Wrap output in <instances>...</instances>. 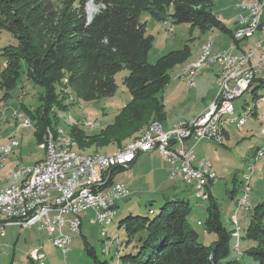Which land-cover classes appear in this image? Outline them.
<instances>
[{"label":"trees","instance_id":"1","mask_svg":"<svg viewBox=\"0 0 264 264\" xmlns=\"http://www.w3.org/2000/svg\"><path fill=\"white\" fill-rule=\"evenodd\" d=\"M91 1L98 7L92 18L89 15ZM213 2L0 0V38L4 29L12 35L10 43L0 45V57L5 58L0 70L3 98L10 97L23 78L42 88L40 107L35 110L25 104L22 107L34 119L37 139L43 143L47 128H56L52 117L56 113L51 109L62 106L63 92H75L86 101L113 96L118 88L116 75L128 70L123 83L131 99L116 114L115 120L95 134H87L78 126L71 129L82 149L95 144L123 147L127 140L137 138L151 123L163 122L162 93L171 80L170 70L185 63L191 55L190 46L186 45L150 63L148 55L153 48L154 36L147 33L142 15L151 14L160 19L169 17L174 24L187 23L202 31L218 28L229 32L212 10ZM255 81L260 85L252 92L259 99L262 95L259 96L257 90L264 87V78L259 76ZM209 202L207 230L218 234L210 245L200 241L199 233L189 220L193 210L190 200L174 197L164 203L156 215L131 213L121 221L127 234L126 244L135 245V250L120 257L126 264L241 262V257L229 259L237 229L229 230L224 226L220 206L211 189ZM153 212L151 208L150 213ZM240 238L246 246L245 252L259 264H264V201L252 211L245 235ZM86 249L95 264H111L109 260H100L89 243Z\"/></svg>","mask_w":264,"mask_h":264},{"label":"rangeland","instance_id":"2","mask_svg":"<svg viewBox=\"0 0 264 264\" xmlns=\"http://www.w3.org/2000/svg\"><path fill=\"white\" fill-rule=\"evenodd\" d=\"M229 2L231 1L214 0L212 10L216 14L221 15L222 20L229 30H235V17L243 10L237 3H235V5L238 7L239 11L237 8L235 10V7L228 6L230 4ZM142 19L146 21L148 26L147 33L154 36L153 48L148 55V61L150 63H155L162 55L171 51L183 49L186 45L190 46L191 58H189L191 60L194 59V55L203 43L213 42L212 44L215 51H224L230 50V43L233 42L231 32L222 31L218 28L202 31L197 26H192L187 23L174 24L169 17L160 19L156 16L153 17L151 14H143ZM172 24V29H170ZM217 35H219V39H216ZM256 36H259V38L255 39L253 43V40L250 39ZM263 37L264 32L258 31L254 36L242 39L240 42H242L243 46L246 45V47L251 44V46L245 49L247 50L252 48L258 40L264 39ZM11 40V33L4 29L1 33L0 45L5 46L10 43ZM216 48L218 50H216ZM201 55L202 51L199 56ZM199 56L192 63L199 60ZM4 63L5 58L0 57V70ZM185 63L177 65V70L182 69L183 66L186 65ZM205 66L206 65L201 69L205 70V68L209 67ZM217 66L219 65L217 64ZM214 68L218 69V67ZM127 72L128 70H122L117 74L118 88L115 94L110 97L86 101L80 99L75 92H63L61 95V99L64 98L62 106L66 107H60L59 105L52 107L51 112L56 113L55 116H52L56 128H47L48 132H45L46 137H44L45 141L43 143L39 142L37 139V126L34 119L30 116L31 114H28L22 107V104H25L32 110L40 107L42 102L40 99L42 88L35 82L23 78L22 82L11 91V96L6 99L3 98L4 91L0 88V146L9 144L13 140L18 141V145L15 146L7 156H4L3 161L0 163V185L6 186L8 181L13 182L8 179V173L12 172L17 166L33 164L38 160L40 161V159L42 160L44 154L47 152L46 143L50 133L57 134L59 130H62L65 135L74 138L71 134V129L75 126L82 128L87 134H95L112 123L115 120L116 114L121 110L120 108L131 99V95L125 87L122 78ZM170 72L172 73L173 70H170ZM259 76L264 78V68ZM258 84L259 81H254L249 91H245L242 97H239L235 101L236 111L228 116H238L239 110L242 109L241 113L247 110L249 111V109H254V111H256L257 105L258 111L260 112L257 114V117L253 114L248 120V123L242 127V130L238 128L237 122L233 121L226 123V125L230 123L231 125H227L229 136L225 139L224 144L206 139L196 146L198 158L211 160L214 167L213 169H215L217 174V179L212 184L211 189L215 201L220 206L221 220L224 226L229 230L237 229L233 234V247L229 254V259L241 257V263L246 264L259 263L245 252L246 246L241 243L243 241H241L240 237L241 235H245L252 211L259 203L264 201V156L261 160L255 161V155L258 153L259 149L264 146V142L260 135L261 125L256 120L264 111V99L254 98V93L252 92V89L257 87ZM184 88L183 92H195L196 90L195 88L193 90V88L187 85H185ZM208 89H210V87H208ZM216 91L213 92L214 97ZM257 92L258 95H264V87L260 86ZM208 94L210 96L211 92ZM247 103H249L250 106L244 107ZM4 104L8 107L4 108V106H2ZM14 106L19 107L21 109V114H26V116L13 117L12 111ZM7 108L8 110H5ZM4 111L5 118L7 119H3ZM55 118H57V122ZM26 120H30L31 122H27ZM90 122L93 123V126L88 125ZM161 123L163 124L162 121ZM134 138L136 137L127 140L126 145L119 148L113 144L104 147L95 144L82 149L79 143L75 148L79 152L85 153L102 152L112 154L115 151L125 148L129 144L131 145L135 140ZM145 155L146 153H141L139 155L140 158L134 168L131 167L119 173L120 178H118V181H125L131 193L128 197L118 201V214L114 218L113 223L109 225V235L106 238L102 236L101 230L104 225L103 222L99 221L97 224L90 223V218L95 215L93 210L84 212L82 215V233L73 234V241L68 251H64L52 245H49L52 247H45L44 251L47 254V257L45 255L44 258L45 264H95V259L86 249L87 243L94 248L100 260H109L111 264H126L120 255L123 256L133 252L135 250V245L126 244L127 234L121 221L131 213L143 216L158 214L164 203L175 197V193H179L181 197H178L180 198H189L191 206L193 207L189 220L194 229L199 233L200 241L206 245H210L218 238L216 232L207 230V219L209 215L207 208L210 203L209 200L198 199L193 187L182 180H171L170 185L173 184L174 187L167 186L166 188H163L161 184L157 183L159 180L153 179L152 183L150 171L147 166L152 162L159 164L161 159L159 156L152 161L147 159ZM254 161L255 170L252 174L250 183L252 190L250 192L251 202L249 209L243 207L237 210L239 199L243 194L244 185L246 183L245 178L249 176V167ZM151 208L154 211L153 213H150ZM236 211H238L237 223L235 221ZM199 222H202V224ZM47 232L46 229L40 230L39 225L28 228L18 225L8 226L5 235L0 236V264H37L31 258V250L34 246H38L40 243L45 242L48 237ZM237 264H240V262Z\"/></svg>","mask_w":264,"mask_h":264},{"label":"built area","instance_id":"3","mask_svg":"<svg viewBox=\"0 0 264 264\" xmlns=\"http://www.w3.org/2000/svg\"><path fill=\"white\" fill-rule=\"evenodd\" d=\"M234 1L243 4V11L237 14V27L233 32L234 41L240 42L245 34L251 33L253 29H264V22H260V15H264V1L249 0V3H242V0ZM251 4H259V12H252ZM172 26L173 24L170 29ZM213 59L234 62L235 71L222 74L220 70L214 99L208 109L193 120L179 121L169 129L160 122V125H155L149 131L145 139L133 145L129 153H120L113 157L80 160L57 153L58 144L49 141V148L43 161L23 165L21 172L8 173V176L14 177V184L0 189V236L5 235L8 226L28 228L39 225L40 230L46 228L50 235L62 236L61 244L50 243L54 247L68 251L73 234L82 233V215L89 210L95 212L90 218V223L95 224L101 217H108L109 229L114 213L119 209L114 208V201L130 195V190L124 182L114 180L117 168L127 169L141 153L153 150H158L172 165L170 172L172 179L192 185L198 199L209 200V186L216 181L217 174L210 160L202 159L195 162V149L187 146L186 141L210 139L217 142L214 134L216 122L241 120V130L242 124H247L248 121L243 119V113L232 116L231 119H222L221 111H232L235 101L242 97L243 91H249L255 78L259 77L264 68V42L238 53L232 50H218L214 58H207L206 50L199 56V64L192 67L188 73L182 74L181 78L194 80L196 86L200 68ZM12 116L26 114L14 109ZM3 119H7L5 111ZM257 120L261 125L260 135L264 142V117H258ZM11 147L15 145L0 146V162L4 159V150ZM261 155L262 153L256 154L255 161L261 160ZM255 161L250 164L249 178H245L246 183L237 210L243 207L249 209L252 189H247V182H251ZM237 220L236 212V223ZM44 255L40 248L31 251V258L37 264H43Z\"/></svg>","mask_w":264,"mask_h":264},{"label":"crops","instance_id":"4","mask_svg":"<svg viewBox=\"0 0 264 264\" xmlns=\"http://www.w3.org/2000/svg\"><path fill=\"white\" fill-rule=\"evenodd\" d=\"M230 1L231 2H229L230 4L228 6L235 7V10H236V8L238 9V7L235 5V1L234 0H230ZM238 11H239V9H238ZM217 16L222 20L221 15L217 14ZM148 17H150V16H148ZM153 17H155V16H153ZM236 21H237V16L235 17V27H237ZM222 22L225 24V22L223 20H222ZM229 32H231L232 41H233V42L230 43L231 44L230 45V50H232L233 52L238 53L241 50L246 49L247 47L251 46V44H250L249 46L246 47V45L245 46L242 45V42H238V43L235 42L234 39H233L234 30H230ZM257 38H259V36H256L255 38H252L250 40H253L252 42L254 43L255 39H257ZM216 39H219V35L216 36ZM253 43H252V45H253ZM203 44H201V47L198 49L197 53L194 55V59L190 60V58H191L190 57L187 60L188 63L186 62L185 63L186 65L183 66L182 69L177 70V67H174L172 69L173 72L172 73L170 72L171 80H170L169 84L165 87V90L162 93L163 103H164V106H165V118L163 119V125H164V127L166 129L170 128L171 126H173L178 121L191 120V119L195 118L197 115H199L200 113L204 112L207 109V107L209 106L210 102L212 101V99L214 97V93L213 92H215L216 89H217L218 80H219V73H220V66H217V64L206 65V66H209V67L205 68L206 67L205 66L204 67L205 70H202L203 68L200 70L199 74L196 77V86L195 87H190V88H193V90L195 88L196 89L195 92H183V90L185 89L184 86L187 85V83H186V80L181 78V75L184 74V72L186 70V67L190 63L194 62L198 58V56L200 55V53L202 51ZM216 50H218V49L216 48ZM214 67H218V69H215ZM127 74H128V72L122 77L123 80H124V77ZM116 80H117V75H116ZM208 87H210V89H208ZM209 92H211L210 96L208 94ZM262 96H261V98H262ZM254 98H255V95H254ZM2 106H4V108L8 107L6 104H4ZM247 106H250L249 103L244 105V107H247ZM14 109L21 110L17 106H14L13 110ZM242 110H239L238 114H240ZM258 113H260V112L258 111V108H257V105H256V114H255L256 117H257ZM256 120H257V118H256ZM227 125L229 126V125H231V123L227 124ZM227 125H226V130H227L226 131V139L229 136V130L227 129ZM204 140H206V139H203V140H200V141H195L193 139H188L186 141V145L187 146L194 147V149H195V157H196L195 162H198V161L202 160V159H199L198 156H197L196 146L199 143L203 142ZM145 153H146V155H145L146 158L149 159V160L153 161L154 158H157L159 156H160V159H161L159 164H156V163L152 162L149 166H147L148 170L150 171L151 182L153 183V179H155V180H159L157 183L161 184L163 188H166L167 186L168 187H174L173 184L170 185L171 180H174V179H172L170 177V172H171V169H172V165L167 160H165L162 157L161 153L158 150H153L151 152H145ZM44 156H45V154H44ZM139 158H140V156H138L136 158V160L131 164V166L129 168H131V167L134 168L137 165ZM203 159H206V158H203ZM129 168H127V169H129ZM123 170H126V169H123ZM120 171H122V170H120ZM120 171L117 170L114 180L118 181V178H120V174H119ZM120 181L124 182L126 184L125 181H123V180H120ZM12 184H14V181L13 182H9L8 181L6 186L7 185H12ZM126 186H127V184H126ZM190 186H192V185H190ZM211 186H212V184L210 185V189H211ZM211 192H212V189H211ZM174 196L178 197L180 195H179V193H175ZM117 208H119L118 203H117ZM44 229H46V228H44ZM82 229H83V226H82ZM47 235H48V237H50L49 236L50 235L49 232H47ZM48 237L46 238L45 242H42L38 246H34L33 247V249L40 248V250L45 253L46 257H47V254L44 251L45 250L44 248L45 247H52V246H49V245H51V243L48 241Z\"/></svg>","mask_w":264,"mask_h":264},{"label":"bare ground","instance_id":"5","mask_svg":"<svg viewBox=\"0 0 264 264\" xmlns=\"http://www.w3.org/2000/svg\"><path fill=\"white\" fill-rule=\"evenodd\" d=\"M258 1H264V0H258ZM242 3H249V0H242ZM237 5L243 10V4L237 3ZM251 11L252 12H259V4H251ZM260 22H264V15H260ZM258 31L264 32V29L263 28H255V29H253V31L251 33L245 34L243 39L254 36L256 34V32H258ZM259 42H264V39L258 40L255 44H258ZM206 50H207V58H214V56L218 52V51L214 50L213 44L211 42L204 44V46L202 48V53ZM247 50H249V49H247ZM247 50H243V51H247ZM198 64H199V60H197L195 63H190L186 67V72L184 74L191 71L192 67H195ZM207 64H209V65L218 64L220 66V70H222V74H230L232 71H235L234 62H222V59H213L210 62L204 63V65H207ZM201 68H200V70H201ZM186 81H187V85L189 87H195L194 86V80H186ZM244 92L245 91H243V93ZM243 93H242V95H243ZM263 98H264V95L262 96V99ZM235 111H236L235 106H234V108H232V111L231 110H223V111H221V118L222 119H231L232 117H228V116L231 115L232 113H234ZM242 113H243L244 121H248L251 118V116L255 113V111H254V109H249V111L247 110L246 112H242ZM242 113H240V114H242ZM260 117H264V111ZM26 121L31 122L30 120H26ZM233 121L237 122L238 128L241 129V120H229L228 122H233ZM89 125L93 126V123L90 122ZM155 125H160V122L155 121V122L151 123L148 126V128H146L137 138H135V140L131 143V145L129 144L125 148H122L118 151H115L112 154L111 153L106 154V153H102V152H93V153L79 152L75 148V146L78 145V142L74 138H72L71 136L65 135L62 130H59L58 131L59 133H57V134L56 133H50L49 138L47 139L46 147H47V151H48L49 141L53 144H58L57 145V153H62V155L68 156V157H77V158H80V160H90V159H94L95 157H113V156H117L120 153H129V150L132 149V146L137 144L140 140L145 139V137L147 136L149 131ZM225 125H226V123H224V122H216V124L214 125V134H215L216 140H217V142H219L221 144H224V141L226 139V131L227 130L225 128ZM244 125L245 124H242V127ZM13 145L17 146L18 141L13 140L11 143L6 144V145H2V146H13ZM13 148L14 147H11L8 150H4V156H7ZM259 153H262V155H261V159H262L264 156V146L259 149L257 154H259ZM46 154H47V152H46ZM40 161H43V159ZM22 170H23V166H17L16 168H14V170L12 172H21ZM247 178H249V176H247ZM8 179L11 181H14V177L8 176ZM250 183L251 182H247V189H251ZM7 187L8 186H1L0 185V189H4ZM118 201L119 200L114 201V208H117ZM117 214H118V211L114 213V218L117 216ZM100 221L104 223L103 228L101 230V233H102V236L104 238H106L109 235V233H107L108 217H101ZM113 221H114V219H113ZM113 221H111V224L113 223ZM98 222L99 221H97L95 224H97ZM199 223L202 224L201 222H199ZM236 235H238V234H236ZM49 236H50L49 242H53V244H61L62 243V236H56V235H49ZM44 258H45V255H44ZM43 264H45V259H43ZM240 264H246V263L240 262Z\"/></svg>","mask_w":264,"mask_h":264},{"label":"water","instance_id":"6","mask_svg":"<svg viewBox=\"0 0 264 264\" xmlns=\"http://www.w3.org/2000/svg\"><path fill=\"white\" fill-rule=\"evenodd\" d=\"M97 9H98V7L94 4L93 1H91L89 3V15H90L91 18L93 17V14H94V12L97 11Z\"/></svg>","mask_w":264,"mask_h":264}]
</instances>
